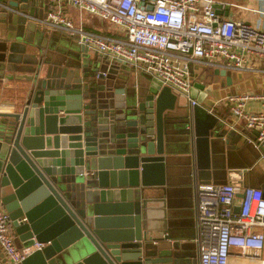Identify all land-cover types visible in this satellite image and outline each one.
<instances>
[{
	"label": "water",
	"instance_id": "95a60500",
	"mask_svg": "<svg viewBox=\"0 0 264 264\" xmlns=\"http://www.w3.org/2000/svg\"><path fill=\"white\" fill-rule=\"evenodd\" d=\"M20 1L35 7L39 0ZM212 6L227 13V4L224 11L217 2ZM0 36V60L17 54L29 64L16 106L0 107V204L19 246L40 243L21 264H195L188 244L156 227L146 200L122 201L111 223L94 208L107 202L99 197L104 189L133 194L164 182V138L178 94L156 81L139 101L122 85L104 90L84 45L72 62L47 63L25 51L38 47L29 38L17 44L16 37L7 43L8 36ZM208 74L197 101L209 112L218 97L264 85V75L244 71L212 68ZM192 108L184 116L191 138ZM210 115L208 127H215L218 118Z\"/></svg>",
	"mask_w": 264,
	"mask_h": 264
},
{
	"label": "built area",
	"instance_id": "2783aa9c",
	"mask_svg": "<svg viewBox=\"0 0 264 264\" xmlns=\"http://www.w3.org/2000/svg\"><path fill=\"white\" fill-rule=\"evenodd\" d=\"M44 16L32 15L0 0V9H11L33 22L58 28L77 37L88 51L125 62L160 85L189 95L196 67L264 75V0L244 6L227 0H48ZM66 2L114 27L120 35H106L73 25L62 12ZM213 2L245 7L257 13L254 25L222 17ZM104 76V71H96ZM248 90L218 97L229 115L252 131L253 144H264V90ZM261 157L264 158V155ZM193 226L197 264H228L232 252L264 264V187L231 182L197 181L193 184ZM40 243L16 246L7 213L0 204V249L3 264H21Z\"/></svg>",
	"mask_w": 264,
	"mask_h": 264
},
{
	"label": "crops",
	"instance_id": "0c3cea01",
	"mask_svg": "<svg viewBox=\"0 0 264 264\" xmlns=\"http://www.w3.org/2000/svg\"><path fill=\"white\" fill-rule=\"evenodd\" d=\"M227 1L244 6H254L256 3V0ZM227 6V13L220 14V16L238 18L252 25L256 23L257 13L245 7L228 4ZM61 9L65 16L71 18L76 27L106 35H120L102 18L86 11L78 13L75 7L66 2L62 3ZM220 9L224 11V6ZM44 10V5L35 6L37 14L42 13L43 15ZM29 22L33 29L26 31V39L29 38L38 47L31 45L25 50L26 52L35 54L47 63L72 62L78 55H82L81 46L76 36L67 34L58 28L44 26L33 21ZM17 27L16 38H14L18 41L17 44H22L21 40L25 38V34L21 37L24 24L18 23ZM43 27L45 29L42 31ZM3 36H8L5 37L7 43L12 39L10 34ZM20 37L22 39L18 40ZM6 53L10 52L6 50ZM86 56L91 60L94 68L105 72V75L99 78L98 83L103 86L104 90L111 88L114 84L122 85L128 96L132 94L138 101L142 100L151 90V83L154 80L145 73L137 71L130 64L114 61L93 51H88ZM26 65L29 64L22 63L20 55L17 54L0 60L1 108L5 106L13 108L19 101L27 72L22 69ZM196 72L193 74L194 82L189 95L197 100L201 95L199 84H203V79H206L209 74L203 71ZM177 101L178 105H175L172 112L176 116L173 118V127L167 128L164 138L166 147L164 182L159 185L150 184L140 187L138 193L133 191V194L130 188L104 189L99 197L107 202H102L94 208L103 221L111 223L117 222L119 217L116 215L118 213L117 205L122 201L125 202L126 199L134 196H138L140 200H146L147 207L152 208L151 220L155 222L156 227L163 231V235L167 239L188 244L189 260L197 264L198 252L194 241L193 226L194 182H231L264 187V158L261 157L264 155V144L259 147L254 146L252 131L229 115L225 103L217 102L214 99L212 112H209L200 104L192 108L182 95H178ZM191 108L195 115V121L193 124L191 123V126L196 129L193 138L184 129V116ZM212 113L218 118L217 125L208 127V118H213V115H210ZM1 258L4 256L0 249ZM228 264H256V262H248L235 252L230 255Z\"/></svg>",
	"mask_w": 264,
	"mask_h": 264
},
{
	"label": "rangeland",
	"instance_id": "374dc122",
	"mask_svg": "<svg viewBox=\"0 0 264 264\" xmlns=\"http://www.w3.org/2000/svg\"><path fill=\"white\" fill-rule=\"evenodd\" d=\"M5 2L7 4H9L10 6L14 7V8L22 9V11H24V12H26L28 10L27 3L25 5L24 2H21L20 0H5ZM48 3H49L48 0H39L38 1V6L44 5L45 6V10L44 11H46L47 8H48L47 7ZM34 8H35L34 4L30 3L29 4V9H30L29 11L31 13L35 11ZM44 15H45V12H44L43 15H42V13H38V16H44ZM26 19L27 18L24 15L16 13V12H14L11 9H3V8H1L0 9V26H1L0 35L3 36L4 34H8V35L10 34L12 39H14V37L16 35V30L18 28L17 25H18V23H22V24H24L23 35L25 34V39H26V31L31 26V23L29 21H27ZM197 69H198L197 72L203 71V72L207 73L209 71V69H211V68L209 66H203V67H199L198 66V67H196V70ZM262 76H257V77H262ZM260 85L261 84H259L257 86H260ZM254 90H256V91L264 90V87H255ZM13 243L17 247L19 246V242L16 239H13Z\"/></svg>",
	"mask_w": 264,
	"mask_h": 264
}]
</instances>
